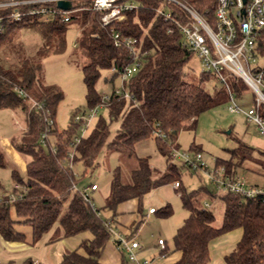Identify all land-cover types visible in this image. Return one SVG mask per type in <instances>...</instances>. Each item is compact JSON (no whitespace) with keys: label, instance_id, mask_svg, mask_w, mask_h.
Instances as JSON below:
<instances>
[{"label":"trees","instance_id":"trees-1","mask_svg":"<svg viewBox=\"0 0 264 264\" xmlns=\"http://www.w3.org/2000/svg\"><path fill=\"white\" fill-rule=\"evenodd\" d=\"M136 1L140 7L128 12L125 20L116 21L111 26L136 37L142 50L149 48L151 54L145 57L140 69L123 83V91L132 98H126L124 93L117 94L113 89L110 100L104 106L109 120L100 117L93 129L74 145V163H81L85 168L96 166L97 157L105 144L108 149L122 150L127 159H132L130 182L123 181L120 167L113 171L110 199L105 206L111 212V219L116 217L120 203L137 198L141 204L144 196L153 189L177 181L180 166L169 160L172 151L179 146L176 142L179 131L195 128L198 116L219 104V100L204 86V83L215 79L213 75L200 73L198 83L187 79L185 66L194 54L182 45V36L177 29L168 32L169 22L155 9L166 7L184 22L191 19L189 13L163 0ZM182 1L213 24L218 0ZM77 6L80 7V4ZM71 23H78L83 28L80 41L84 57L82 73L90 108L101 102L96 85L102 71L113 70L115 77L120 76L130 63L128 48L115 45L112 27H104L100 14L86 7L76 11L74 7L69 22L57 20L44 23L29 18L8 24L0 33V47L21 27L38 28L43 37L42 47L17 63L4 64L0 54V109L21 110L24 113L26 127L15 149L30 157L25 177L17 169L12 171L15 183L20 185L18 192L21 195L14 201L8 196L0 197V235L9 242L23 241L25 234L16 226L28 224L33 229V238L39 239L59 221L63 237L82 232H89L91 236L83 239L77 249L64 252L58 264H103L100 259L112 236L106 225L109 219L99 215L98 211L102 210L93 208L74 189L79 179L74 169L63 162L81 122L72 118L64 131L59 130L56 117L64 93L56 85L46 84L41 79L43 59L49 53L65 49L66 30ZM228 83L236 96L244 94V83L233 77L228 79ZM261 112L264 115V107ZM114 120H120V126L114 138L108 140L110 124ZM45 132L55 136L56 152L52 151L49 139L45 145L40 142ZM151 136L155 137L160 152L167 157L168 165L164 173L156 174L149 157L135 154L136 142ZM44 146L49 147L48 152ZM253 150L246 145L233 149L229 159L219 158L216 165H225L231 174L238 175L236 168L242 165L243 160L253 156ZM3 158L4 154L0 151V165H4ZM176 191L188 211V216L172 238L174 249L182 252L177 264H208L210 241L237 228L243 230L242 237L233 251L224 257V263L264 264V200L213 192L206 186L188 191L180 182ZM217 199L224 204L223 220L219 226L215 225L216 216L211 206H205V203ZM170 213L169 205L160 210L162 216ZM142 222L141 219L135 229ZM80 248L86 254H81L78 251Z\"/></svg>","mask_w":264,"mask_h":264},{"label":"rangeland","instance_id":"rangeland-1","mask_svg":"<svg viewBox=\"0 0 264 264\" xmlns=\"http://www.w3.org/2000/svg\"><path fill=\"white\" fill-rule=\"evenodd\" d=\"M83 37V28L78 23L68 24L66 30V47L62 52L49 53L43 59L42 82L54 84L64 93V98L58 106L57 126L64 131L70 124L71 119L77 115L88 114L92 108L86 100V87L83 81L82 66L84 57L80 50V41ZM43 44L42 33L38 28L21 27L11 34L10 39L0 47L1 59L4 64L17 63L29 55L37 52ZM187 79L193 83L199 82L202 66L194 56L185 66ZM204 86L219 100V104L207 111L202 112L197 119L195 128H186L179 131L177 136L178 148L171 154L172 163L180 166V176L177 179L188 191L206 186L209 190L216 192V187L208 181L205 172L201 168L195 169L184 164V158L177 156L178 152H186L193 157L200 152L203 161L213 168L217 159H229L231 150L243 145L252 147L253 156L243 160L241 166L237 167L238 176L250 183L264 185V135L260 134L255 125L248 124L243 113H232L229 104L232 102L225 84L217 78L204 83ZM97 90L110 94L116 87H121L120 76H114L113 70H103L97 82ZM254 94L250 87L246 86L242 96H236L235 102L247 109L252 105ZM104 117L109 120L106 107H100L98 116L89 125L85 135L95 126L97 120ZM120 120H114L110 124V135L112 140ZM26 127L25 115L21 110L0 109V151L4 154V165H0V197L8 196L14 192L15 181L12 177L13 169H17L22 177L26 176L23 166L15 160L8 147H14L20 141L22 131ZM76 136H82L79 129ZM49 141L54 145L55 136L49 134ZM170 143V142H169ZM48 152L49 147L44 146ZM137 156H147L156 174L167 170V157L163 155L154 136L139 140L134 145ZM23 155V154H22ZM25 160L30 157L23 155ZM133 165L132 159H127L122 150L108 149L103 147L97 157V164L93 168H85L81 163H74V172L79 183V188L90 187L96 183L99 189L90 191L92 202L97 209L102 210L105 218H110L111 212L106 209L110 199V184L115 168L120 167L124 182H130V169ZM153 189L144 196L143 209L146 211L154 207L158 212L151 218H146L142 224V234H175L177 228L188 216V211L183 206L181 198L176 191L174 183ZM169 205L171 213L162 216L160 210ZM214 211L215 225L219 226L223 220L224 204L220 200L208 203ZM15 217L14 213H12ZM143 220V217H141ZM140 219V220H141ZM17 230L22 231L25 236L23 241L13 243L4 240L0 235V264H29L31 260H38L46 264H58L64 252L77 249L81 241L91 236L89 232H82L73 236L63 237V228L59 221L39 239L33 238V229L28 224H18ZM171 243L172 236L169 238ZM4 244V245H3Z\"/></svg>","mask_w":264,"mask_h":264},{"label":"built area","instance_id":"built-area-1","mask_svg":"<svg viewBox=\"0 0 264 264\" xmlns=\"http://www.w3.org/2000/svg\"><path fill=\"white\" fill-rule=\"evenodd\" d=\"M60 1L70 3V9H64L58 5ZM169 4L178 5L189 13L191 19L187 22L176 17L170 9L158 7L157 14L169 22L168 32L177 29L182 36V45L192 51L202 66V72L213 75L221 83L225 84L232 102L229 110L232 113H243L248 124L255 125L257 131L264 135V115L261 108L264 107V0H218L214 13L213 24L205 16L199 14L195 9L186 5L182 0H163ZM80 4V7L77 6ZM85 7L100 14V20L104 27H110L116 21H123L127 13L140 7L136 0H0V33L4 32L10 23L36 18L44 23L54 21L69 22L72 13ZM112 27V26H111ZM111 34L114 43L118 47H126L130 52V63L120 74L121 87H116L117 94L124 93L126 98L132 96L123 91V83L136 73L146 56L151 54L149 48L142 50L141 43L134 36L124 34L122 31L112 27ZM230 77L241 81L250 87L254 94L252 105L243 109L235 102L236 93L232 91L228 83ZM110 94L103 93L101 102L92 108L88 114L77 115L75 121L81 122L80 130L82 136L74 137L68 146L67 154L63 160L64 164L74 169L75 144L85 136L92 120L98 116L99 108L104 107L110 100ZM34 104H37L34 101ZM49 133L45 132L40 138L42 144L47 143ZM56 152V146H51ZM177 156L184 158V164L195 169L204 170L208 181L213 184L217 191L239 195L245 199L264 200V185L250 183L246 179L231 174L225 165H215L210 168L202 159L200 152L190 157L186 152H178ZM175 188L179 182L174 183ZM20 185L16 184L14 192L8 197L14 201L21 195L18 192ZM98 188L96 183L90 187L79 188L74 185L83 198L97 209L92 202L90 191ZM205 206H210L205 203ZM149 213L156 212L150 207ZM103 215L102 211H98ZM106 225L112 235H116L113 228V220H107ZM162 249H165V240H158ZM119 243L128 254V259L134 264L140 263L134 249L139 246L137 241L130 240L125 236H119ZM164 256V255H163ZM29 264H46L38 260Z\"/></svg>","mask_w":264,"mask_h":264},{"label":"crops","instance_id":"crops-1","mask_svg":"<svg viewBox=\"0 0 264 264\" xmlns=\"http://www.w3.org/2000/svg\"><path fill=\"white\" fill-rule=\"evenodd\" d=\"M8 150L11 151L12 157L18 161L20 166L26 169V164L29 160H25L23 155L12 146L8 147ZM98 189L99 186L96 190ZM156 213L157 211L154 213L145 212L143 200L140 204L137 198L120 203L117 206L116 217L113 219V228L118 234L111 236L101 256V262L103 264H124L126 260V264H134L128 259L127 252L119 243V236H125L139 243L134 252L140 263L177 264L182 257V252L174 249L173 240L171 243L169 241V238L171 236L173 238L174 234H142V224L145 219L151 218ZM141 217H143V222L135 229ZM242 233L243 230L237 228L212 239L209 243L210 260L208 264H225L224 257L233 251L240 241ZM160 238L165 240V249H162L158 242ZM78 251L81 254H86L82 248L78 249Z\"/></svg>","mask_w":264,"mask_h":264},{"label":"water","instance_id":"water-1","mask_svg":"<svg viewBox=\"0 0 264 264\" xmlns=\"http://www.w3.org/2000/svg\"><path fill=\"white\" fill-rule=\"evenodd\" d=\"M58 5L64 9H70V3L67 1H60Z\"/></svg>","mask_w":264,"mask_h":264}]
</instances>
